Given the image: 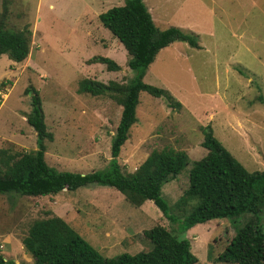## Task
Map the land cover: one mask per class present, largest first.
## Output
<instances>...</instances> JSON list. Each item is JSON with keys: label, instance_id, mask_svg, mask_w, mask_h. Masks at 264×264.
I'll list each match as a JSON object with an SVG mask.
<instances>
[{"label": "rangeland", "instance_id": "obj_1", "mask_svg": "<svg viewBox=\"0 0 264 264\" xmlns=\"http://www.w3.org/2000/svg\"><path fill=\"white\" fill-rule=\"evenodd\" d=\"M123 1L0 0V22L30 31L23 60L13 62L0 54L1 150L7 149L9 155L35 148L34 131L25 121L29 95L24 88L31 86L52 134V140L44 142L45 162L78 173L106 166L120 106L107 94L92 96L77 88L82 78L106 84L132 77L122 45L97 19L99 12ZM156 3L155 26L180 25L197 35L200 47L175 41L158 51L146 77L152 83L143 81L165 89L181 106L171 109L162 97L140 91L137 121L128 129L117 162L126 174L152 149L184 150L188 163L160 187L171 205L187 186L192 161L205 154L201 126L210 125L213 136L246 170L264 167V0ZM95 55L111 58L119 68L110 71L104 64L88 63ZM57 207L66 212L62 218L107 257L148 250L143 231L154 225L169 229L150 200L134 207L111 187L90 185L43 197L0 194V255L32 264L20 240L33 220L59 213ZM246 217L211 219L186 230L183 237L197 258L195 264H233L214 257ZM259 217L264 229V211Z\"/></svg>", "mask_w": 264, "mask_h": 264}, {"label": "trees", "instance_id": "obj_2", "mask_svg": "<svg viewBox=\"0 0 264 264\" xmlns=\"http://www.w3.org/2000/svg\"><path fill=\"white\" fill-rule=\"evenodd\" d=\"M97 19L122 45L127 55L126 66L133 71L125 83L104 84L89 78L78 81L79 92L92 96L107 94L120 106L119 119L110 137V159L105 167L86 173L49 166L44 159V142L51 141L52 134L46 130L38 93L27 86L24 94L29 95V110L25 121L34 131L35 148L9 155L7 149H0V194L8 198L39 197L90 185L111 187L134 207L150 200L167 220L169 229L154 225L144 230L148 250L107 257L84 240L64 218L50 214L33 220L20 240L32 264H195L197 258L190 251L189 240L183 237L186 230L211 219L235 221L232 219L240 215L248 217L235 227L214 259L221 263L264 264V229L259 217L264 211V169L246 170L213 136L210 125L200 127V146L205 154L192 161L187 186L171 205L161 196L160 187L188 163L184 150L171 146L152 149L126 174L117 162L128 129L137 121L140 91L162 97L171 109L178 110L181 106L165 89L145 83L144 71L157 52L172 42L183 41L199 48L197 35L174 25L158 29L142 0H124L121 5L100 12ZM29 36L27 27L13 30L0 22V54L20 62L28 53ZM87 61L104 64L110 71L119 68L106 56L95 55ZM209 254L207 250L208 257ZM0 264L23 263L0 255Z\"/></svg>", "mask_w": 264, "mask_h": 264}, {"label": "crops", "instance_id": "obj_3", "mask_svg": "<svg viewBox=\"0 0 264 264\" xmlns=\"http://www.w3.org/2000/svg\"><path fill=\"white\" fill-rule=\"evenodd\" d=\"M144 1H148V0H143V2ZM123 4V3H122ZM156 0H151V2L148 4V6H146V9H147V11L150 13V16H151V18L152 19H154V17H155V15H154V13H153V10L152 9H155V7H156ZM100 13V12H99ZM98 13V14H99ZM97 15V14H96ZM153 22H154V20H153ZM177 27H180L181 28V26L180 25H177ZM181 29H183V28H181ZM173 44V43H172ZM172 44H170V45H168V47H170V46H172ZM167 47V46H166ZM164 48V47H163ZM162 49V48H161ZM160 51V50H159ZM157 53H159V52H157ZM149 68H150V65L146 68V70L144 71V74H143V77H142V80H144L145 82H148V83H152L151 81H149V80H146V77L148 76V75H151L150 73H149ZM238 123H239V121H238ZM264 166V165H263ZM262 169H264V167H261L259 170H262ZM58 193V192H57ZM53 195H55V194H53ZM46 196H51V195H46ZM40 197H43V196H40ZM52 211L54 212V210L52 209ZM55 211H57V212H59V213H55V215L56 216H59V217H61L62 218V216H64L65 215V211H61V209H60V207H57L56 209H55Z\"/></svg>", "mask_w": 264, "mask_h": 264}]
</instances>
